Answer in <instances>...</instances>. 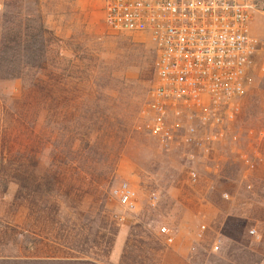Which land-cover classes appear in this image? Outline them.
<instances>
[{"label": "rangeland", "instance_id": "1", "mask_svg": "<svg viewBox=\"0 0 264 264\" xmlns=\"http://www.w3.org/2000/svg\"><path fill=\"white\" fill-rule=\"evenodd\" d=\"M101 8L100 0H0V70L16 74L0 72V221L63 244L96 243L94 255L68 254L16 230L0 235V254L15 252L18 239L96 264H175L176 253L189 264L264 261V51L223 138L187 162L184 150L158 145L141 113L154 72L147 36L107 28ZM249 32L264 39V17ZM109 135L113 152L103 147ZM25 169L47 192L37 183L9 206ZM121 184L134 192L132 208L113 195ZM75 223L92 231L73 238Z\"/></svg>", "mask_w": 264, "mask_h": 264}, {"label": "built area", "instance_id": "2", "mask_svg": "<svg viewBox=\"0 0 264 264\" xmlns=\"http://www.w3.org/2000/svg\"><path fill=\"white\" fill-rule=\"evenodd\" d=\"M100 1L107 28L144 34L152 45L153 80L141 110L150 135L165 151L184 150L187 162L194 152H209L239 113L248 74L264 51V39L249 32L253 17H264V0ZM186 176L195 180L197 173L189 168ZM113 193L133 207L126 184Z\"/></svg>", "mask_w": 264, "mask_h": 264}, {"label": "trees", "instance_id": "3", "mask_svg": "<svg viewBox=\"0 0 264 264\" xmlns=\"http://www.w3.org/2000/svg\"><path fill=\"white\" fill-rule=\"evenodd\" d=\"M14 41H17V39L15 38ZM3 58H6V57H3ZM9 58V57H8ZM0 72H2V70H0ZM2 73H5L4 75H8L10 77H16V74L15 72L12 70H4V72ZM0 75H3V74H0ZM109 140L107 141V143L103 145V147L105 148L106 146L110 145L112 143V137L111 135H109ZM107 150L113 152V148L111 147H106ZM106 150V154H104V151L103 150L101 153V158L105 159L108 155H111L109 154L110 152H107ZM68 156H72V155H68ZM3 160H7L6 158V155H4L3 153L0 154V170L2 171L3 168H4V162ZM10 167V170L12 169V166H9ZM19 178H21V183L18 184V191H17V195L16 194H13V199H15L13 202H12V198H11V203L9 204L12 205V204H15L14 202L17 201V200H21L23 198V200H26V196L32 192V191H35V188L37 189V183H40L42 185H45L43 188V191L44 192H47V187H48V182L46 180H44V183L38 178L34 177L33 176V173L32 171L28 170V169H25V170H20V173H19ZM1 183V182H0ZM8 183H12V179L11 180H8ZM7 186V185H6ZM7 190V188L5 187V184H4V191L2 193H5V191ZM37 191V190H36ZM23 194V195H21ZM21 195V196H20ZM20 196V197H19ZM3 220L0 221V235H6V234H11L13 235V233L15 234V231L17 230V237H27V238H33V240L37 241V243L40 244L41 247L43 248H47V246L49 245L50 247H52L53 249L55 250H59V251H65L66 253H74V254H79V255H94L92 248H95L96 247V243L94 242L93 239L89 240V239H86L85 241L89 242L88 244H84L83 245H77V244H73V243H68V244H63V239L62 238H48V234L49 232L46 231L44 228L45 226H43L41 229V233H45L43 236L42 235H38L36 234L35 232L31 231V230H28L26 228H19L18 225H11L10 223L8 222H2ZM71 229L75 232L73 234V238H76L78 237L79 235V232L80 231H86L87 235H89L90 231H92V228L90 226H86V225H82V223H75L74 225H72ZM47 236V237H46ZM12 238V236H11ZM36 238V239H35ZM11 241H13L14 244L12 245H17V248L15 250V252H13L11 255H3V254H0V264H19V262H21L20 264H47L48 262H50L51 264L52 263H55V262H52V261H60V260H64V261H73L75 263H78V264H96L93 260L94 259H82V258H79L77 256H68V257H65V258H58L56 257V255H53L54 253L50 252L47 253V250L45 252V250H43V248H38V252L35 250V248L31 247V242H28V240H26V242L24 241L23 243H20L18 241V239H11ZM84 241V242H85ZM28 242V244H27ZM4 246V243L2 242V240L0 241V251L2 249V247ZM48 246V247H49ZM30 251H35V254H39V255H35V256H30L28 255V253ZM21 258V260L19 259ZM261 256L254 260V263L255 264H258L260 261H261ZM224 264H228V263H224Z\"/></svg>", "mask_w": 264, "mask_h": 264}, {"label": "crops", "instance_id": "4", "mask_svg": "<svg viewBox=\"0 0 264 264\" xmlns=\"http://www.w3.org/2000/svg\"><path fill=\"white\" fill-rule=\"evenodd\" d=\"M122 231V225L119 226V232ZM119 236H117V239H118ZM174 259H175V264H189V262L187 261L186 259V256L185 255H181V254H174ZM264 261L261 260L258 264H262Z\"/></svg>", "mask_w": 264, "mask_h": 264}]
</instances>
